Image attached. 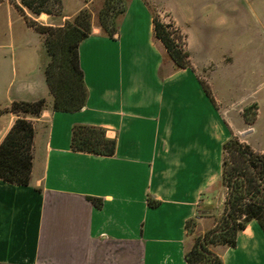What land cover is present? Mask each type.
Masks as SVG:
<instances>
[{"label": "crops", "instance_id": "1", "mask_svg": "<svg viewBox=\"0 0 264 264\" xmlns=\"http://www.w3.org/2000/svg\"><path fill=\"white\" fill-rule=\"evenodd\" d=\"M22 51L11 58L20 67L16 82L0 53V142L16 118L4 110L12 101L43 97L47 106L30 116L29 183L0 178V264H187L186 221L205 220L225 199H216L223 141L241 129L243 141L264 152L253 124L232 123L235 105L225 106L210 84L207 95L191 56L175 66L143 0L127 2L112 35L95 25L80 40L87 95L78 110L52 109L46 56L34 73L36 55L28 60ZM74 124L102 127L115 138L114 153L72 150ZM211 251L222 264H264V230L251 219L234 246Z\"/></svg>", "mask_w": 264, "mask_h": 264}, {"label": "trees", "instance_id": "2", "mask_svg": "<svg viewBox=\"0 0 264 264\" xmlns=\"http://www.w3.org/2000/svg\"><path fill=\"white\" fill-rule=\"evenodd\" d=\"M144 3L147 4L145 1ZM21 4L34 14H60L62 9L60 0H21ZM115 6L116 13L108 9L99 13L101 32L107 35L116 31V17L124 12L126 3L119 0ZM15 7L23 15L26 24L42 37L44 50L49 57L43 65V72L52 95V109H80L85 103L87 90L79 64L78 44L90 33L87 16L79 12L72 23L53 26L32 19L23 13L21 5L16 4ZM151 19L155 37L162 42L175 66H188L190 54L185 49V35L172 22L164 23L155 15ZM171 34H175V37ZM176 39L178 43L175 42ZM203 87L212 99L209 88L205 84ZM45 106L46 100L41 97L32 101L14 100L4 109L13 112L16 118L0 142L1 179L18 185L29 183L34 137L30 116L38 115ZM1 111L3 110L0 109ZM115 143L114 137L105 136L102 127L86 124L72 126V150L112 155ZM221 150L220 181L227 188L224 212L220 223L198 237L191 248L186 250L187 264H222L219 256L209 246H234L237 233L251 219H256L264 230V152L253 150L249 144L239 142L233 135L223 141ZM189 222L190 219L185 223L186 229Z\"/></svg>", "mask_w": 264, "mask_h": 264}, {"label": "rangeland", "instance_id": "3", "mask_svg": "<svg viewBox=\"0 0 264 264\" xmlns=\"http://www.w3.org/2000/svg\"><path fill=\"white\" fill-rule=\"evenodd\" d=\"M60 1V14H48L47 18H39L38 14L22 5L21 0H0V53L6 55L8 76H13L14 82L21 76L18 62L14 65L11 61V58L16 57L14 50L23 49L22 53L28 60L31 54L36 55L38 62L30 63L33 64L30 67H33L34 73H39L40 69L42 71V55L46 56L45 63L49 59L44 52L42 37L19 20L16 13L21 12L16 9V4L21 5L23 13L32 19L53 26L72 23L74 16L80 12L87 16L91 32L93 26H99V13L107 9L116 13L115 3L119 0ZM120 1L127 5L129 0ZM144 1L148 4L150 15L159 17L164 23L172 22L185 35V49L194 60L202 83L208 88L210 84L212 91L225 106L230 103L235 105L231 116L232 123H239V128H248L253 124L252 139L264 141V0ZM171 36L175 37V34ZM175 42L178 43V40ZM12 65L17 70L16 73ZM221 109L224 110L223 107ZM232 110L233 108H229L228 111ZM241 118L244 124L238 122ZM239 131L241 129L236 130L233 136L239 142L246 143ZM227 156L230 163L229 155ZM226 193L227 188L220 182L216 199H221L222 196L226 198ZM224 205L225 199L219 204L218 210L208 215L205 220L201 221L198 216L190 218L187 250L198 237L220 223ZM212 246L214 245L209 248Z\"/></svg>", "mask_w": 264, "mask_h": 264}]
</instances>
